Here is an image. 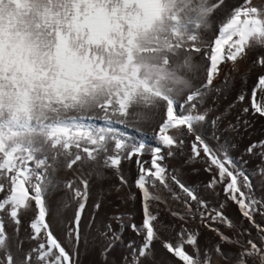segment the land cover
<instances>
[{
    "label": "snow or ice",
    "instance_id": "1",
    "mask_svg": "<svg viewBox=\"0 0 264 264\" xmlns=\"http://www.w3.org/2000/svg\"><path fill=\"white\" fill-rule=\"evenodd\" d=\"M226 8V0H0V213L19 231L21 210L34 209L31 239L41 241L20 264H33V253L37 264H75L47 220V169L58 157L72 168L82 159L96 160L100 153L106 154L103 166L118 169L121 159L142 155L145 148L129 141L130 124L155 115L160 121L151 167L145 168L146 162L137 160L140 175L136 186L142 193L144 218L141 225L130 227L144 239L138 249L133 248L131 264H140L158 239L156 217L148 203L158 198L148 185L155 187L159 181L168 187L161 153L166 148L172 155L174 148L181 147L185 130L194 136L193 157L203 153L209 162L206 171L216 169L208 187L223 184L225 196L264 233V226L254 219L260 211L257 205L264 201L243 191L252 187L251 180L226 151L221 159L196 127L206 115L196 111L194 101L213 84L221 65L232 62L235 67L249 49L264 48V0L260 5L242 0L215 20L211 41H200L201 31L210 29L218 12ZM192 52L207 61L205 83L178 103L177 97L192 87L183 72L193 65L191 55H183L182 61L176 58ZM255 63L264 66V56H258ZM257 90L264 92V76L253 88L251 104L254 114L264 117V104L256 101ZM238 99L243 102L245 96ZM258 147L264 149V141L250 145L247 152ZM84 185L86 188V181ZM180 188L190 200H198L191 189L183 184ZM76 195L83 194L77 190ZM198 203L207 210L204 201ZM186 206L194 211L190 203ZM83 208L81 203L75 219L77 241ZM200 216L231 226L215 209L200 212ZM114 238L119 239V233ZM8 239L0 216V264H16ZM162 246L181 264H201L186 250L188 246L197 249L194 233L185 236L182 230L175 244L164 241ZM254 255L264 264V248L250 240L239 264H247L244 257Z\"/></svg>",
    "mask_w": 264,
    "mask_h": 264
},
{
    "label": "rangeland",
    "instance_id": "2",
    "mask_svg": "<svg viewBox=\"0 0 264 264\" xmlns=\"http://www.w3.org/2000/svg\"><path fill=\"white\" fill-rule=\"evenodd\" d=\"M261 2L254 0L256 5H260ZM226 3L228 8L218 12L212 27L201 31V42L211 41L217 26L215 20L224 16L232 7L241 4L242 0H226ZM183 55L192 57V69L183 72L192 87L177 97L178 103L182 102L190 91H195L203 83L204 71L207 67V61L202 54L192 52L182 54L176 59L182 61ZM247 55L249 67L246 71H237L235 76L229 75L217 85H211L196 101L197 111L206 115V120L196 127L199 134L216 150L221 159L226 151L239 169H242L249 177L252 187L244 188L243 191L257 201H264V173L260 172V169H264V156L261 155L264 149L258 147L251 154L247 152L250 145L264 141V117L254 114L251 108L253 88L258 78L264 76V66L255 61L258 56H264V48L257 47ZM241 94L245 96L243 102L238 99ZM256 101L264 104V92L257 90ZM246 107L249 108L247 113L244 112ZM159 121L160 116L155 115L153 118L133 121L130 124L129 141L134 140L137 144H141L140 138L144 135L146 136L145 148L142 155L133 156L131 159H121L118 169L103 166L105 153H100L96 160L82 159L72 168L67 167L63 157L57 158V161L63 163L65 170L73 173L71 182H65V188L71 192L72 198L77 202H75L76 207L70 206L68 201L65 206L57 207V210L63 214H69H67L68 218L59 220L60 222L50 220L47 209V220L53 234L72 255L75 264H131L133 248L138 249L144 239L143 235H138L130 227L131 224L141 225L144 218L142 193L136 186V180L140 175V165L137 164V160L146 162L143 164L145 168L151 167L152 149L158 145L152 143L151 139L156 135ZM182 139L183 145L174 148L172 155H168L166 148L161 153L164 157L161 163L166 169L168 187L160 185L159 181H156L155 187L148 185L149 192L158 198L148 203L151 214L156 217L154 224L159 235L153 242L148 255L140 258V264H181L177 258L166 251L162 244L164 241L175 244L182 230L185 231V236L188 232L196 234L198 250L191 246H188L186 250L200 260L201 264H239L242 254L248 248V241H254L264 248V241L261 240L264 233L249 223L241 215L238 205L225 196L223 184H217L214 188L208 187L216 174V169L206 171L209 162L203 153L198 158L193 157L191 144L194 136L187 134L185 130ZM109 147L111 148V145ZM81 155L86 157L83 152ZM86 168L91 171V174ZM149 179L152 178L149 177ZM180 184L191 189L198 200H190L180 188ZM91 186H96L97 191L90 192ZM77 190L83 195L77 196ZM46 194L47 192L45 200ZM198 201H204L207 210L200 208ZM186 202L191 204L194 211L188 210ZM79 203H84V208L80 213L78 229L80 233L77 241L75 219ZM257 207L260 211L254 214L255 222L257 225L264 226V214H261L264 212V204H258ZM196 209L199 211H195ZM213 209L222 212L227 221L231 222V226L220 220L201 219L200 212ZM34 215V209L21 210V224L19 231H16V225L5 213H0V216L4 218L8 237H11L7 243L16 264H20L24 256L41 242L31 239L32 230L29 224ZM118 217L121 219L118 220ZM121 222L124 225L123 228H121ZM114 233H119V239L114 238ZM218 233H222L228 239H221ZM130 243L132 247H129ZM109 245H111L109 251L105 252V248ZM218 248L220 251H217ZM32 255L33 264H37L36 254ZM244 259L247 260V264H261L259 256H246Z\"/></svg>",
    "mask_w": 264,
    "mask_h": 264
},
{
    "label": "bare ground",
    "instance_id": "3",
    "mask_svg": "<svg viewBox=\"0 0 264 264\" xmlns=\"http://www.w3.org/2000/svg\"><path fill=\"white\" fill-rule=\"evenodd\" d=\"M258 0H255V2H257ZM260 2L262 0H259ZM214 37L211 38V40L213 39ZM255 48L257 47H253L251 49H249L248 53L250 51H253L255 50ZM249 56L247 55L246 57H244L243 59L241 60H238L237 61V65L234 67L232 62H227V63H224L221 65V72L219 74V76H217L214 81H213V86L219 82V81H222L223 79H226L229 77V75L231 76H235L237 71L238 72H242V71H246L249 67ZM251 66V65H250ZM205 72V78H204V81L203 83H201V85H204L205 83V79H206V71ZM201 85L197 88H201ZM207 88L203 89V91L205 92ZM184 101V100H183ZM180 102V103H183ZM194 103H196V101H194ZM198 109H196L197 111ZM233 113V112H232ZM244 115V114H243ZM231 117V116H230ZM235 118V117H234ZM217 122V121H216ZM258 125V124H257ZM260 125V124H259ZM175 130H173L174 132ZM254 131V130H253ZM141 141L140 143L141 144H144V141H146V136L144 135H141ZM152 140V143L154 144H158V139L156 137V135L151 139ZM155 146H158V145H155ZM57 164V165H56ZM162 164V163H161ZM90 168V167H88ZM86 170L88 171V173L91 174V171H89V169L86 168ZM85 171V170H84ZM72 175L73 173H71L69 170H65L63 168V163L62 162H54L52 164L51 167H49L47 169V172H46V183H47V189H46V192H47V197H46V207L47 209L49 210V219L50 220H56V221H59V220H63L65 219L66 217L68 218V213H62L60 212L59 210H57V207H62V206H65L66 204V201L69 202L70 206H74L76 207L75 205V201L73 198H72V194L71 192H69L66 188H65V182H71V179H72ZM82 186V185H81ZM73 189V188H72ZM83 191H85V189H83ZM88 191H89V188H88ZM92 191H97L96 190V186H91L90 187V192ZM76 196V195H75ZM81 202V201H80ZM80 205V203L78 204V206ZM77 206V207H78ZM68 214V215H67ZM60 222V221H59ZM82 223V222H81ZM52 224V223H51ZM56 224V223H55ZM80 226V225H79ZM7 228V227H6ZM80 233V232H79ZM9 239H11V237L9 236Z\"/></svg>",
    "mask_w": 264,
    "mask_h": 264
}]
</instances>
